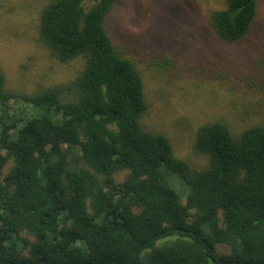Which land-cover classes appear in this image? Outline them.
I'll use <instances>...</instances> for the list:
<instances>
[{"label":"trees","instance_id":"1","mask_svg":"<svg viewBox=\"0 0 264 264\" xmlns=\"http://www.w3.org/2000/svg\"><path fill=\"white\" fill-rule=\"evenodd\" d=\"M91 1L39 12L40 44L82 61L73 79L26 93L0 69V264H264V125L206 123L205 167L176 157L141 125V76L108 35L120 0ZM256 12L226 0L211 26L232 44Z\"/></svg>","mask_w":264,"mask_h":264},{"label":"rangeland","instance_id":"2","mask_svg":"<svg viewBox=\"0 0 264 264\" xmlns=\"http://www.w3.org/2000/svg\"><path fill=\"white\" fill-rule=\"evenodd\" d=\"M48 1L0 0V69L10 90L67 83L82 69L81 60L60 63L40 44L38 17ZM256 3L248 33L232 44L211 26L226 0H120L107 18L113 45L141 76V125L194 169L207 164L194 149L201 125L221 121L234 135L264 125V0Z\"/></svg>","mask_w":264,"mask_h":264}]
</instances>
